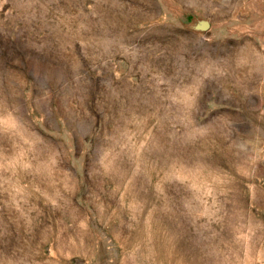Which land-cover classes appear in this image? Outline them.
Wrapping results in <instances>:
<instances>
[{"label":"rangeland","instance_id":"1","mask_svg":"<svg viewBox=\"0 0 264 264\" xmlns=\"http://www.w3.org/2000/svg\"><path fill=\"white\" fill-rule=\"evenodd\" d=\"M0 264H264V0H0Z\"/></svg>","mask_w":264,"mask_h":264}]
</instances>
